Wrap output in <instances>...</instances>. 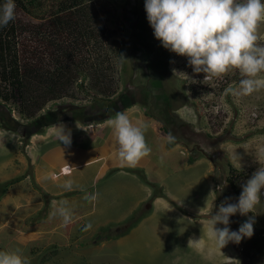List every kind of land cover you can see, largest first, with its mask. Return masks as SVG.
Instances as JSON below:
<instances>
[{
	"label": "rangeland",
	"instance_id": "374dc122",
	"mask_svg": "<svg viewBox=\"0 0 264 264\" xmlns=\"http://www.w3.org/2000/svg\"><path fill=\"white\" fill-rule=\"evenodd\" d=\"M77 1H17L23 20L43 25L50 36L39 46L28 34L27 42L43 47L41 56L49 57L45 47H77V40L83 45L84 37L77 39L75 31L79 23L95 29L99 25L100 41L87 47H107L101 59L114 83L99 92L89 78H82L83 72L69 95L50 101L33 117L21 114L14 101L0 97V184L17 179L5 190L0 187V249L21 248L32 264H264V195L253 211L251 238L229 242L221 249L208 224L220 204L229 199L236 202L241 185L264 166V90L234 101L225 89L239 81L238 70L206 79L204 73H193L186 57L145 35L152 28L146 31L143 26L148 22L144 0H84L87 22H80L76 11L72 12L73 21L79 22L75 26L63 27L59 21V26H50L53 8L57 17L65 18L70 15L65 8ZM92 5L98 7L101 23L88 17ZM258 35L264 44V24ZM157 43L160 47L155 49ZM174 69L185 74L175 75ZM119 111L138 121L144 114L145 123L155 129L153 136L147 131L145 138L149 155L167 175L165 188L147 178L142 168L109 166L105 158L74 172L70 165L62 167L61 173L49 169L46 155L64 144L56 125L71 130L67 146L87 150L109 137L112 129L106 121ZM169 132L176 138L172 145L165 139ZM185 158L190 165L191 161L200 164L188 169ZM99 170L105 175H99ZM136 180L150 187V206L126 215L143 196ZM65 182L85 191L63 193ZM93 192L98 193L97 200L84 205V198ZM160 196L171 207L154 204ZM59 201L68 202L76 217L68 229L49 215L53 202ZM143 214L153 216L151 223L131 236V228ZM246 219L237 213L229 227L238 230ZM88 221L92 227L82 231Z\"/></svg>",
	"mask_w": 264,
	"mask_h": 264
},
{
	"label": "clouds",
	"instance_id": "9594fccd",
	"mask_svg": "<svg viewBox=\"0 0 264 264\" xmlns=\"http://www.w3.org/2000/svg\"><path fill=\"white\" fill-rule=\"evenodd\" d=\"M147 21L154 37L170 52L187 58L195 74L204 73L219 77L238 70L241 78L225 89L234 101L264 90V44L259 43V27L264 24V0H144ZM15 0H0V28L15 19ZM174 74H185L176 72ZM115 137V156L122 166L132 167L148 156L151 147L145 133L147 123L133 122L126 112L119 111L106 121ZM58 139L71 144V130L56 125ZM165 139L171 143L175 136L169 132ZM63 170V169H62ZM61 172V171H60ZM236 202H222L216 212L208 217L212 237L223 248L229 242L239 244L254 233L253 211L264 195V166H260L246 183L241 185ZM61 191L66 194L85 189L65 182ZM98 198L93 192L82 203L89 205ZM246 216L238 230H232L230 218L236 214ZM50 217L56 218L68 229L76 217L66 201L53 202ZM223 227H217V225ZM92 227L88 221L82 231ZM0 264H32V258L21 248L0 249Z\"/></svg>",
	"mask_w": 264,
	"mask_h": 264
},
{
	"label": "trees",
	"instance_id": "16d2710c",
	"mask_svg": "<svg viewBox=\"0 0 264 264\" xmlns=\"http://www.w3.org/2000/svg\"><path fill=\"white\" fill-rule=\"evenodd\" d=\"M16 2L15 19L6 27L0 28V97L5 102L14 101L19 108V112L27 117L35 116L47 103L67 96L73 89L81 73L82 78H89L92 85L104 92L111 87L113 76L105 70L104 61L101 59L102 52L106 53L107 47H87L91 42L100 41L101 36L96 25V29L91 25L78 24L77 39H85L83 45L77 47H45L49 57L41 56L43 47L36 46L27 42V36L31 40H37L40 46L45 39L50 36L44 33L43 25H30L20 16V2ZM92 5L88 17L93 21L101 23L103 17L98 12V7ZM84 0H78L73 6L65 8L69 11V16L57 17L56 8L49 15L50 26L58 25L61 22L63 27L75 26L72 12H79L81 20L87 22L85 14ZM64 10V8H63ZM57 11H62L59 8ZM55 13V14H54ZM47 22V23H48ZM103 27V25H101ZM93 39V41H92ZM36 44V43H35ZM42 48V51L41 49ZM92 51H95L92 53ZM79 53V60L77 59ZM82 54V55H80ZM92 60V63L89 62ZM88 73H86V72ZM89 74V77H88ZM167 130V129H166ZM173 143H169L172 145ZM232 170V168H231ZM143 179L147 181L143 175ZM17 179H12L0 184L1 189H7L14 184ZM232 186L237 189L235 182ZM157 186V185H156Z\"/></svg>",
	"mask_w": 264,
	"mask_h": 264
},
{
	"label": "crops",
	"instance_id": "0c3cea01",
	"mask_svg": "<svg viewBox=\"0 0 264 264\" xmlns=\"http://www.w3.org/2000/svg\"><path fill=\"white\" fill-rule=\"evenodd\" d=\"M141 116H142V119L139 121L135 120L133 118H130V119L136 123L147 122V121H145V117H144L145 115L142 114ZM150 129H151V127H148L147 131L149 133H151V136H153L155 133V129L154 128H152L151 130ZM116 147H117V145L115 142V137H114L113 133H111V134H109L108 138L106 137L103 144L101 143L99 145H95L94 148L91 147L87 150L81 149L79 151V150H76L73 147L67 146L65 144H63L59 148H53V149H51V152L46 155V160L48 162L47 164L50 163L48 167H49V169H51V171H54L53 169H58L61 171L62 167H64L65 165H70L74 168V170H73V172H74V171H76V169H79L81 166L86 167V165H88L89 163L101 161L103 158L107 159L106 161H107V164L109 166L114 165V167H116V166L122 167V165L119 163V161L117 160V158L115 156ZM158 150H160V149H158ZM162 150L164 153L166 152L164 149H162ZM150 155L142 158L140 161L137 162V164L135 166H132V167L142 168L143 170L146 171V173L148 175L147 178L151 179L152 181L156 180L155 183H157V184L163 186V188H165L164 185L167 183L166 182L167 175H165V172L162 168L163 166L161 164L155 165L157 163V160H154ZM169 157L171 159L170 153H169L168 158ZM184 161H185V164L187 166L186 168H188V169H190L194 165L200 164V163H193L191 161L190 163H192L193 165H190L187 163L188 160L186 158L184 159ZM123 167H128V166H123ZM158 168L161 169L160 172H159ZM155 171H158V173ZM73 172L71 174H73ZM102 172L99 170V173H100L99 175H102V176L105 175ZM155 173H157V174H155ZM71 174H67V175L60 174V175L63 178H65L66 176H70ZM153 175H155V179L152 178ZM121 176L123 179L125 178L123 175H121ZM136 183L138 184V187H140L139 192L140 193L143 192V196L137 200L136 204L133 206V209L131 211H129L126 215H128L129 213H133L140 206H143V207L150 206L149 205L150 203L148 201V199L152 195L150 187L145 185L144 183H141L139 180H136ZM166 189H168V188L166 187ZM166 193H167L169 199L171 201L175 202V200H176L174 198L175 195L171 192V190H169V193H168V191ZM177 201H179L178 198H177ZM154 204H163V206H170L171 207V205H170L171 203H168L166 201V199L162 198L161 196L158 197V199L154 202ZM147 215L148 214H145V215L143 214V215H140V217L139 216L137 217L139 219V222L137 223V225H135L131 228L132 229L131 236L137 234L139 232V230L141 228H143L144 225H148V223L149 224L151 223L153 216H147Z\"/></svg>",
	"mask_w": 264,
	"mask_h": 264
},
{
	"label": "flooded vegetation",
	"instance_id": "af4514ba",
	"mask_svg": "<svg viewBox=\"0 0 264 264\" xmlns=\"http://www.w3.org/2000/svg\"><path fill=\"white\" fill-rule=\"evenodd\" d=\"M143 26H144V28H145V30L147 31V29L148 28H151L150 27V25H149V23L148 22H145V23H143ZM142 26V27H143ZM147 37H150L151 39H152V37L154 36L153 35V29L152 30H148V32H147V34H145ZM155 38V37H154ZM156 39V38H155ZM155 49L157 48H159L160 47V45L157 43L155 46H153ZM149 49V48H148Z\"/></svg>",
	"mask_w": 264,
	"mask_h": 264
},
{
	"label": "water",
	"instance_id": "95a60500",
	"mask_svg": "<svg viewBox=\"0 0 264 264\" xmlns=\"http://www.w3.org/2000/svg\"><path fill=\"white\" fill-rule=\"evenodd\" d=\"M202 152H204L205 153V151L198 145L197 146ZM206 155H207V153H206Z\"/></svg>",
	"mask_w": 264,
	"mask_h": 264
}]
</instances>
